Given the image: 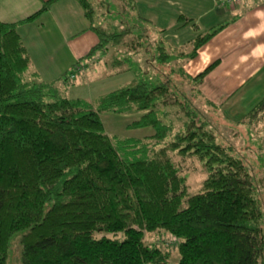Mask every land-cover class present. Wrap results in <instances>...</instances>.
<instances>
[{
	"label": "trees",
	"instance_id": "1",
	"mask_svg": "<svg viewBox=\"0 0 264 264\" xmlns=\"http://www.w3.org/2000/svg\"><path fill=\"white\" fill-rule=\"evenodd\" d=\"M57 1L44 0L23 21L36 19ZM76 1L98 37L76 71L82 60L110 47L136 50L138 31L95 25L90 0ZM123 1L135 8L133 0ZM222 26L196 37L189 51L178 50L174 57H194ZM131 32L133 39L123 42ZM166 51L157 46V61L168 62ZM214 65L196 76L180 65L179 80L171 77L172 67L166 81L156 73L144 75L93 106L41 80L30 69L17 23L0 21V264H7L16 234L20 264H171L169 251L146 242L144 233L154 231L174 239L170 244L178 260L172 264H264V212L257 196L262 179L220 143L214 123L182 92L187 85L202 99L197 87ZM61 79L67 81V74ZM173 105L181 124L176 131L164 120ZM108 111H142L128 126H151L154 132L111 138L100 119ZM241 124L264 135V98ZM115 141L144 156H123ZM188 159L198 160L206 173L196 193L189 192L181 173Z\"/></svg>",
	"mask_w": 264,
	"mask_h": 264
},
{
	"label": "rangeland",
	"instance_id": "2",
	"mask_svg": "<svg viewBox=\"0 0 264 264\" xmlns=\"http://www.w3.org/2000/svg\"><path fill=\"white\" fill-rule=\"evenodd\" d=\"M77 4L76 0H69ZM145 6L138 4L135 1V8L125 6L123 0H90L94 9V23L95 25L106 26L110 29H120L130 27L133 31L140 34V42L136 44V50L131 47H115L109 48L105 54L96 53L89 59H84L80 63L83 65L82 70L76 71L75 65L66 72L68 79L64 81L61 79L62 72L55 74L50 63L44 60L45 68L42 69L41 80L50 82L53 88L60 92L61 95L68 98H78L90 102L95 106L96 101L102 95L125 86L133 79L143 78L144 75L153 76L157 74V79L167 80L169 76L170 67L175 69L171 77L179 80L176 75L180 60L175 58L174 55L178 50L190 49V45L194 39L193 36L205 31L200 30L192 32L191 28L186 26V29H180L178 33H174L172 28L176 25V19L166 3L160 5L156 0H144ZM59 1L54 3L48 14H43L35 21L24 24L21 27L23 41L28 45L30 52L33 53L35 61L39 55L49 56L50 52L47 49L46 41L53 39L56 42L59 38L69 36V30L66 24L75 26V28L86 27L89 23L87 19H83V23L77 22L71 16L63 13L64 3L58 5ZM78 5V4H77ZM148 5L150 7H148ZM174 7V6H173ZM143 9V10H141ZM147 10V11H145ZM54 15L57 19L56 22H51L50 16ZM162 19V20H161ZM183 20V19H182ZM163 21V22H162ZM185 21V20H184ZM45 25L40 30L41 24ZM189 23V21L185 22ZM57 26H56V25ZM84 24V26H83ZM58 27V28H57ZM137 34V33H136ZM135 34V35H136ZM80 39L85 40V47L89 49L98 41L97 35L92 30H85L79 35ZM133 32L125 36L123 42H129L133 39ZM164 45L166 52L169 54L170 59L168 62L157 61V46ZM59 51L63 50L59 47ZM87 52V50H86ZM38 63V62H36ZM41 64V62H39ZM33 63L31 64L32 69ZM143 66V67H141ZM34 68V67H33ZM128 68V69H127ZM149 68L147 73L144 70ZM127 69V70H126ZM152 70V71H151ZM30 71V70H29ZM152 73V74H151ZM73 74V77H71ZM177 77V78H176ZM182 92L191 99V104L196 107L200 113L206 116L214 123L218 139L224 146H230L234 150V154L240 157L249 171L257 175V178L262 179L257 182L258 191L257 196L260 199L261 208L264 212V135L263 133L256 132L255 129L248 128L241 124L235 126L228 123L223 119L219 110L214 107L208 106L203 99H200L195 91L190 89L187 85L183 86ZM178 106H170L167 111L168 115L164 120L170 124L173 123L174 131L180 128V119L176 116L175 110ZM143 112L135 111L126 114H118L114 112L100 113V119L103 124L104 131L111 138H142L154 132L151 126L143 127H129L128 125L139 119ZM170 136L166 139L169 140ZM116 147L120 148V153L128 156L129 159L139 158L144 156L143 153L123 148L124 143H117ZM181 173L186 176L188 190L190 193H196L200 190L201 182L206 177L202 165L196 159H188L181 163ZM264 229V224H263ZM102 235V234H97ZM112 236V234H106ZM120 236V233L116 234ZM144 238L148 243H158L164 251H169L170 263H175L178 260V253L174 245V239L166 236L161 232H145ZM19 234L14 235L11 240V248L7 259V264H20V244ZM262 258L264 260V250Z\"/></svg>",
	"mask_w": 264,
	"mask_h": 264
},
{
	"label": "crops",
	"instance_id": "3",
	"mask_svg": "<svg viewBox=\"0 0 264 264\" xmlns=\"http://www.w3.org/2000/svg\"><path fill=\"white\" fill-rule=\"evenodd\" d=\"M43 1L0 0V21L17 23V31L22 38V25L31 23L45 14L43 12L32 21H23L37 12L42 7ZM133 1L140 4L142 8L145 6L144 0ZM156 1L163 5V0ZM58 3V5L64 3L62 4L64 5L63 13L73 17L78 23H83V19H86L77 2L75 4L69 0H59ZM164 3L169 8L168 13H172L176 19V25L172 28L174 33L180 32L182 28L186 29V26L191 28V35L202 29L205 30L193 36L195 39L223 25L197 49L194 57L178 59L184 72L189 76H196L210 64L215 63L197 87L200 97L215 104L228 123L240 126L255 105L264 98V0H241L235 4L222 5L216 0H164ZM52 6L54 3L48 8L46 14ZM50 19L51 22L57 23L54 15L50 16ZM187 21L189 23H185ZM41 25L40 30L45 27L44 23ZM65 26L69 30L70 38L64 36L56 42L49 39V36L45 47L50 55L47 57L37 55V61L22 39L31 64L33 63L32 69L38 73L40 79L42 69L46 67L44 60L50 63L55 74L62 72L63 75L69 67H74L93 46L87 49L85 40L79 37L85 30H90L88 25L85 27L83 24L84 27L80 28L68 24ZM193 41L190 42V49ZM59 47L63 48L61 52ZM190 49L181 51L187 52Z\"/></svg>",
	"mask_w": 264,
	"mask_h": 264
},
{
	"label": "built area",
	"instance_id": "4",
	"mask_svg": "<svg viewBox=\"0 0 264 264\" xmlns=\"http://www.w3.org/2000/svg\"><path fill=\"white\" fill-rule=\"evenodd\" d=\"M241 0H216L217 3L219 4H235V3H238L240 2Z\"/></svg>",
	"mask_w": 264,
	"mask_h": 264
}]
</instances>
